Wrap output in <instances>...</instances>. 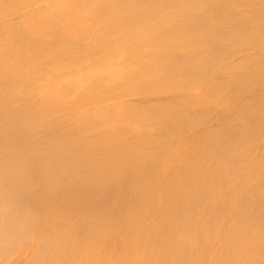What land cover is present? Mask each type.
<instances>
[{
  "label": "bare ground",
  "instance_id": "bare-ground-1",
  "mask_svg": "<svg viewBox=\"0 0 264 264\" xmlns=\"http://www.w3.org/2000/svg\"><path fill=\"white\" fill-rule=\"evenodd\" d=\"M0 264H264V0H0Z\"/></svg>",
  "mask_w": 264,
  "mask_h": 264
},
{
  "label": "rangeland",
  "instance_id": "rangeland-1",
  "mask_svg": "<svg viewBox=\"0 0 264 264\" xmlns=\"http://www.w3.org/2000/svg\"><path fill=\"white\" fill-rule=\"evenodd\" d=\"M147 101L146 102H150V103H152L151 101L154 99V97H147V98H145ZM145 99H144V101H145ZM165 99V98H164ZM166 99H170V98H166ZM141 100L143 101V99H140V102H141ZM139 101V100H138ZM154 101H156L155 99H154ZM153 101V102H154ZM140 102H138V103H140ZM146 102H144V103H146ZM143 103V102H142Z\"/></svg>",
  "mask_w": 264,
  "mask_h": 264
}]
</instances>
